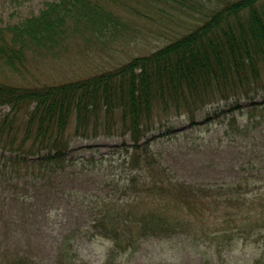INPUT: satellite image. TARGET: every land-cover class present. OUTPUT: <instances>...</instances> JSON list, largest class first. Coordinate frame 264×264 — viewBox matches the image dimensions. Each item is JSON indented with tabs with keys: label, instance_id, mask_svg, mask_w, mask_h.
<instances>
[{
	"label": "trees",
	"instance_id": "obj_1",
	"mask_svg": "<svg viewBox=\"0 0 264 264\" xmlns=\"http://www.w3.org/2000/svg\"><path fill=\"white\" fill-rule=\"evenodd\" d=\"M113 1L47 2L37 15L0 25V68L26 75L37 55H57L79 38L107 42L126 31L121 5ZM163 2L175 10L167 19L177 21L165 44L148 54L54 84L0 79V174L10 183L25 176L47 178L74 163L69 150L76 136L129 135L134 148L121 150L118 160L127 174L116 182L119 193L95 203L86 233L113 244L106 260L78 258L76 236L67 234L54 264H124L120 256L154 235L200 236L222 260L240 238L264 243V169L245 170L220 185L190 183L162 164L148 138L164 128L170 132L174 117L194 121L210 105L250 98L264 88V0H154L150 7ZM248 106L247 125L239 126L234 114L231 132L242 134L262 122L264 101ZM0 264L43 263L28 251L0 248ZM205 264L220 263L209 257ZM250 264H264V255Z\"/></svg>",
	"mask_w": 264,
	"mask_h": 264
},
{
	"label": "rangeland",
	"instance_id": "obj_2",
	"mask_svg": "<svg viewBox=\"0 0 264 264\" xmlns=\"http://www.w3.org/2000/svg\"><path fill=\"white\" fill-rule=\"evenodd\" d=\"M52 1L58 0H0V25L20 23L39 14ZM125 1L114 0L113 4L121 5L117 9L128 23L124 26L126 31L120 30L107 42L79 38L69 42L57 55H37V61L26 75L1 67L0 79L28 86L75 80L112 68L132 56L148 54L165 44V34L177 21L165 16L175 11L171 4L163 2L161 8H151L154 0ZM126 6L140 9V13L132 14ZM177 26L175 30L181 28ZM262 101L264 88L252 91L250 98L210 105L199 111L194 121L185 115L174 117L169 123L170 132L164 128L148 135L149 146L177 178L190 183L220 185L236 179L245 170L264 169V118L258 126L242 134L233 133L229 128L234 114L238 125L246 126L244 111L251 102ZM131 143L129 135H99L92 139L76 136L69 150L76 161L65 169L47 178L21 177L16 180L17 184L0 174V248L20 253L28 251L39 262L54 264L58 245L65 235L72 234L76 236L78 258L90 263L106 260L113 244L100 237L90 238L86 233L96 213L95 203L102 197L119 193L116 182L127 173L118 159L123 158L120 154L123 147L130 148V152L134 150ZM262 241L240 238L222 253V260L200 236L154 235L143 239L134 251L120 256L119 261L205 264L210 257L220 264H250L264 255Z\"/></svg>",
	"mask_w": 264,
	"mask_h": 264
}]
</instances>
